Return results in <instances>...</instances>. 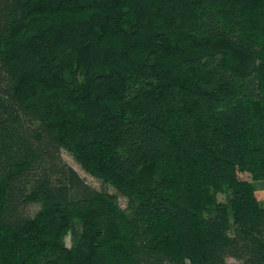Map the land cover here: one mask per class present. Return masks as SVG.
Masks as SVG:
<instances>
[{"label":"trees","instance_id":"obj_1","mask_svg":"<svg viewBox=\"0 0 264 264\" xmlns=\"http://www.w3.org/2000/svg\"><path fill=\"white\" fill-rule=\"evenodd\" d=\"M263 194L264 0H0V264H264Z\"/></svg>","mask_w":264,"mask_h":264},{"label":"rangeland","instance_id":"obj_2","mask_svg":"<svg viewBox=\"0 0 264 264\" xmlns=\"http://www.w3.org/2000/svg\"><path fill=\"white\" fill-rule=\"evenodd\" d=\"M62 157L64 159V161L68 164V166L72 167L73 169H75L80 175L81 177H83L86 182L92 186L93 188L97 189V190H101L103 189V185L100 181V179H98L97 177L91 175L90 173L86 172L77 162L76 160L73 158V156L68 153L66 150H62ZM240 177L242 179H249V176L246 174H241ZM107 191L109 193H116V190L112 187V186H105ZM261 201L262 203H264V194L261 195ZM219 200L221 201H225V196L224 195H220L219 196ZM119 203L121 204L122 207H125L126 205V200L124 198H119ZM32 211L34 210L33 208L31 209ZM66 244L69 246L70 245V240L69 238L66 239ZM227 264H242V262L229 258L227 260Z\"/></svg>","mask_w":264,"mask_h":264}]
</instances>
